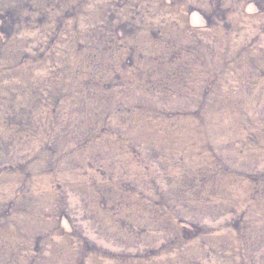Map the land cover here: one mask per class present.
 <instances>
[{"label": "rangeland", "instance_id": "rangeland-1", "mask_svg": "<svg viewBox=\"0 0 264 264\" xmlns=\"http://www.w3.org/2000/svg\"><path fill=\"white\" fill-rule=\"evenodd\" d=\"M0 264H264V0H0Z\"/></svg>", "mask_w": 264, "mask_h": 264}]
</instances>
